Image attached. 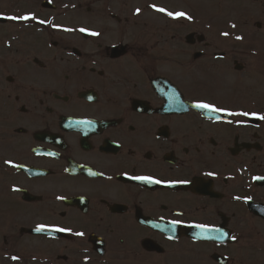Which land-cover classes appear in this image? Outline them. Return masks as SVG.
I'll list each match as a JSON object with an SVG mask.
<instances>
[{"label":"flooded vegetation","instance_id":"af4514ba","mask_svg":"<svg viewBox=\"0 0 264 264\" xmlns=\"http://www.w3.org/2000/svg\"><path fill=\"white\" fill-rule=\"evenodd\" d=\"M260 116L264 0H0V264H264Z\"/></svg>","mask_w":264,"mask_h":264},{"label":"snow or ice","instance_id":"6c2138e0","mask_svg":"<svg viewBox=\"0 0 264 264\" xmlns=\"http://www.w3.org/2000/svg\"><path fill=\"white\" fill-rule=\"evenodd\" d=\"M158 11H164V9H157ZM169 16H172V13H167ZM176 17H180V16H184V13H177L175 14ZM5 19H11V20H17V19H21V20H27L30 17L28 16H23V17H13V16H8V17H4ZM81 31H85L84 29H81ZM90 35H99L98 33H89ZM224 35H227V33H224ZM237 39H240V37H237ZM197 108H204V109H208L209 111H213V112H218V111H222L221 109H217L213 106H210L208 104H197L196 105ZM228 115H248V113H227ZM258 119H264V116H260L257 117ZM131 179H135L138 181H142L144 183H153V184H159L161 183V181L159 180H155L151 177H147V176H134V177H130ZM259 179V178H258ZM195 227L201 228L203 229L205 232H213V231H219V229H214V228H206L204 225H195ZM55 231V232H64L66 231V229L63 228H50V229H45V227L43 225L39 226L36 228V231L40 232V231ZM77 235H83V233H77ZM232 239H235V237H231Z\"/></svg>","mask_w":264,"mask_h":264}]
</instances>
